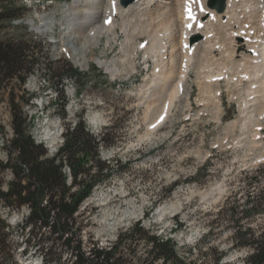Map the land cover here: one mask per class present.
Wrapping results in <instances>:
<instances>
[{"label":"rangeland","instance_id":"obj_1","mask_svg":"<svg viewBox=\"0 0 264 264\" xmlns=\"http://www.w3.org/2000/svg\"><path fill=\"white\" fill-rule=\"evenodd\" d=\"M71 2L0 0V9L13 6L20 12L19 17L4 24L0 39L31 38L32 50L39 54L35 70L25 83L12 80L0 91V161L6 164L17 156L10 150L13 91L27 116L29 131L50 155L62 144L67 127L79 121L93 135L107 134V142L99 144L98 155L89 162L91 171L85 179L101 178L102 164L104 173H111L96 184L75 214L74 243H81L86 254L94 247L109 248L120 234L139 223L142 231L125 236L120 245L126 264H174L156 256L148 235L171 240L181 260L178 264H246L251 248L234 246L233 234L239 220L243 229L256 235L264 232V130L256 138L251 134L241 137L240 126L233 130L232 123L241 114L240 104L248 95V91L239 94L245 82L230 83L223 78L207 94L191 73L188 101L180 99L167 120L153 129L156 117L147 105L153 101L150 91H155L150 89L155 63H143L140 52L135 57V70L122 62L123 72L113 75L92 60L84 67L72 61L61 51L59 42L64 7ZM43 16L55 24L38 31L34 24H41ZM123 39L120 33L116 41L107 44L108 38L103 36L89 56L99 55L120 64L125 58ZM67 67L76 73H64L60 80L52 77L56 69ZM96 113L102 119L98 126L91 121ZM47 127L59 133L57 144L43 140ZM149 134L153 144L147 140ZM241 138L244 142L237 143ZM109 141H113L111 145ZM65 171L71 184L67 166ZM15 177L12 168H0L4 190ZM167 204H175L177 209L161 219L157 210ZM252 204L255 208L248 211ZM28 208L15 209L0 201V218L6 223L3 232L11 245L0 253V264H42L47 257L49 241L44 248H39L34 237L27 242L32 236L22 221ZM43 232L47 235L49 229ZM55 251L61 252L62 264H72L75 256L65 247L57 246Z\"/></svg>","mask_w":264,"mask_h":264},{"label":"bare ground","instance_id":"obj_2","mask_svg":"<svg viewBox=\"0 0 264 264\" xmlns=\"http://www.w3.org/2000/svg\"><path fill=\"white\" fill-rule=\"evenodd\" d=\"M202 1L205 12L197 16L202 23L199 26L185 20L191 0H130L126 4L121 0H72L64 7L60 22L61 51L83 67L92 60L113 75L123 72L122 62L135 70V57L140 52L143 63L149 64L153 60L155 76L150 89L155 91H150L153 92V101L147 105L156 117L153 129L167 120L180 99L188 101L191 73L195 74L198 85L207 94L212 93L215 83L223 78L230 83L245 82L239 94L248 91V95L243 98L241 114L233 121L232 127L234 131L241 127V137L246 134L260 137L264 130V0H226L222 12L215 5L211 6L210 0ZM192 3L195 5L196 0ZM114 8L115 14L112 12ZM194 9L199 10V7ZM34 21H30L32 25ZM40 21L41 24H34L38 31L51 29L55 24L46 16ZM251 30L254 31L251 33ZM120 33L124 36L121 47L125 51L120 64L99 55L89 56V51L93 53L92 47L100 38L106 36L107 44H111ZM185 43L189 44L187 48ZM218 96L215 93V97ZM91 121L98 126L102 121L101 115L94 114ZM151 134L147 140L153 144ZM58 135L57 131L47 127L42 138L53 145L57 144ZM236 142L240 144L244 138ZM176 206H161L157 210L159 217L162 219L176 210Z\"/></svg>","mask_w":264,"mask_h":264},{"label":"trees","instance_id":"obj_3","mask_svg":"<svg viewBox=\"0 0 264 264\" xmlns=\"http://www.w3.org/2000/svg\"><path fill=\"white\" fill-rule=\"evenodd\" d=\"M20 16L17 7H3L0 9V30L7 21ZM34 41L31 38L0 39V91L5 84L17 80L25 83L38 63L39 54L33 51ZM64 73L75 74V69H56L52 73L54 79H62ZM11 113L14 136L10 143L11 152L17 156L3 164L0 168H12L15 173L8 189L4 190L0 181V201L9 207L20 209L27 205L29 214L22 221L23 226L29 227L30 236L42 248L46 241L50 247L43 264H62L61 252L55 251L57 246L65 247L75 256L72 264H126L120 254V245L125 236H132L142 229L139 223L122 233L109 248H92L88 255L82 250L81 243H74L73 233L76 232L75 214L79 211L82 202L90 196L94 187L110 173H104V165H100L99 179H85L90 175L92 161L98 155L97 150L101 142H107V134L96 136L87 129L83 121L69 125L63 133L64 142L56 152L50 155L48 148L43 143L35 141L29 131L27 116L22 111L21 105L16 103V97L11 91ZM63 96V95H62ZM2 129V127H1ZM113 141H109L111 145ZM68 167L73 181L68 184ZM84 176V179H79ZM77 185L80 187L77 189ZM76 187V188H75ZM252 202V201H251ZM248 201V204L251 203ZM255 208L252 204L250 210ZM233 234L234 246H247L251 253L246 257V264H264V232L256 235L250 229H243L240 220ZM5 221L0 218V253L10 248L7 233H4ZM44 228L49 229L45 235ZM70 233L72 236H70ZM147 241L152 244L156 256L164 261L172 260L178 264L181 260L176 254L175 245L171 240H160L156 235H148ZM44 248V247H43ZM63 249V248H62ZM61 249V250H62ZM135 264V263H131Z\"/></svg>","mask_w":264,"mask_h":264},{"label":"water","instance_id":"obj_4","mask_svg":"<svg viewBox=\"0 0 264 264\" xmlns=\"http://www.w3.org/2000/svg\"><path fill=\"white\" fill-rule=\"evenodd\" d=\"M211 5H215L217 7V10L222 12L225 10L226 0H211Z\"/></svg>","mask_w":264,"mask_h":264},{"label":"built area","instance_id":"obj_5","mask_svg":"<svg viewBox=\"0 0 264 264\" xmlns=\"http://www.w3.org/2000/svg\"><path fill=\"white\" fill-rule=\"evenodd\" d=\"M29 207V206H28ZM29 212H30V208H28L27 209V212H26V214L28 215L29 214ZM24 214V213H23Z\"/></svg>","mask_w":264,"mask_h":264}]
</instances>
